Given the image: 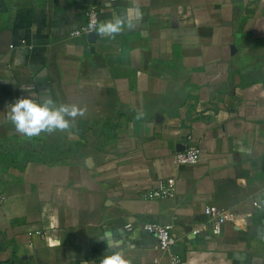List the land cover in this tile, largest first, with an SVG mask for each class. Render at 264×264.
Here are the masks:
<instances>
[{
  "label": "crops",
  "instance_id": "1",
  "mask_svg": "<svg viewBox=\"0 0 264 264\" xmlns=\"http://www.w3.org/2000/svg\"><path fill=\"white\" fill-rule=\"evenodd\" d=\"M138 2L135 28L71 37L89 5L103 21L131 0H0V264H101L113 251L154 264L146 222L170 226L181 264H264V0ZM43 68L55 105L87 111L28 138L6 115L44 97ZM190 143L199 161L176 165ZM169 177L172 197L142 196ZM207 205L252 217L194 236Z\"/></svg>",
  "mask_w": 264,
  "mask_h": 264
},
{
  "label": "clouds",
  "instance_id": "2",
  "mask_svg": "<svg viewBox=\"0 0 264 264\" xmlns=\"http://www.w3.org/2000/svg\"><path fill=\"white\" fill-rule=\"evenodd\" d=\"M105 7L112 6V0H104ZM143 13L138 0H131V5L121 13H113L111 19H106L89 25L91 31L99 36H116L126 29L131 30L140 22ZM24 92L28 88L22 87ZM6 119L10 121L18 133L28 138L39 136L41 133L69 131L74 127L77 117H83L87 109L77 104L55 105L50 98L41 97L39 101L26 96L18 98L9 105ZM138 113L137 119L142 117ZM101 264H128L121 251H113L104 255Z\"/></svg>",
  "mask_w": 264,
  "mask_h": 264
},
{
  "label": "built area",
  "instance_id": "3",
  "mask_svg": "<svg viewBox=\"0 0 264 264\" xmlns=\"http://www.w3.org/2000/svg\"><path fill=\"white\" fill-rule=\"evenodd\" d=\"M100 21V8L95 4H91L85 11V22L78 28L71 31V37H79L82 35L92 34L89 25ZM200 148L195 143H190L184 150L174 155L176 165H193L199 161ZM176 179L169 177L167 179L158 180L152 188L143 193L144 198L164 199L172 197L175 193ZM255 210H261L263 206L256 202H252ZM204 218L196 222L191 234L196 236L208 230L213 236H218L224 225L229 224L236 228H242L247 225L248 220L252 217V212H236L226 207H218L215 205H207L203 209ZM131 224H126L129 229ZM143 230L150 233L157 239L158 250L161 256L157 257L154 264H181L182 258L177 254H173L170 248L178 246L180 240L171 233L170 226L146 222L142 226Z\"/></svg>",
  "mask_w": 264,
  "mask_h": 264
},
{
  "label": "water",
  "instance_id": "4",
  "mask_svg": "<svg viewBox=\"0 0 264 264\" xmlns=\"http://www.w3.org/2000/svg\"><path fill=\"white\" fill-rule=\"evenodd\" d=\"M35 71H37V78L35 79V82L42 86L39 90L45 98H50L52 101H54L55 99L52 94V89L50 88L49 81L47 79L46 69H37ZM170 251L171 253L177 254L179 256H182L184 254L183 247L180 245L171 247Z\"/></svg>",
  "mask_w": 264,
  "mask_h": 264
}]
</instances>
